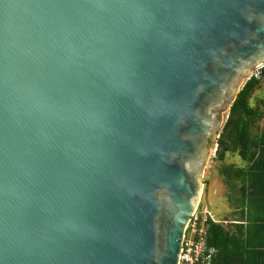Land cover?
<instances>
[{"label":"water","instance_id":"water-1","mask_svg":"<svg viewBox=\"0 0 264 264\" xmlns=\"http://www.w3.org/2000/svg\"><path fill=\"white\" fill-rule=\"evenodd\" d=\"M263 57L264 0H0V264H176Z\"/></svg>","mask_w":264,"mask_h":264},{"label":"trees","instance_id":"trees-1","mask_svg":"<svg viewBox=\"0 0 264 264\" xmlns=\"http://www.w3.org/2000/svg\"><path fill=\"white\" fill-rule=\"evenodd\" d=\"M260 78L264 64L239 87L214 139L231 209L222 220L205 222V243L215 248L210 264H264V97L248 102ZM226 154L243 163H223Z\"/></svg>","mask_w":264,"mask_h":264},{"label":"rangeland","instance_id":"rangeland-1","mask_svg":"<svg viewBox=\"0 0 264 264\" xmlns=\"http://www.w3.org/2000/svg\"><path fill=\"white\" fill-rule=\"evenodd\" d=\"M243 80H245V78H242L241 83ZM258 97H264V78H260L259 83L250 94L248 102L253 103V101ZM226 111L227 108L220 112V122L218 123L216 130L208 137L207 144L210 152L200 172L202 185L199 194L198 205L207 209L214 218L218 219L223 218L225 215L229 216V211L231 209L226 199L228 186H226V184L223 182L222 177L220 174H218L217 170L220 161L213 159L214 151L211 153V149H213L214 145L215 134L226 116ZM223 163H233L239 165L243 162L236 154H226L223 158Z\"/></svg>","mask_w":264,"mask_h":264},{"label":"built area","instance_id":"built-area-1","mask_svg":"<svg viewBox=\"0 0 264 264\" xmlns=\"http://www.w3.org/2000/svg\"><path fill=\"white\" fill-rule=\"evenodd\" d=\"M263 64L264 57L259 63L251 67L249 76H256ZM214 149L215 143L213 149H211V153ZM207 219L216 221L207 209L198 205L197 201L184 224L176 264H210L214 248L207 246L205 243V222Z\"/></svg>","mask_w":264,"mask_h":264},{"label":"crops","instance_id":"crops-1","mask_svg":"<svg viewBox=\"0 0 264 264\" xmlns=\"http://www.w3.org/2000/svg\"><path fill=\"white\" fill-rule=\"evenodd\" d=\"M216 219V221H218V220H222V219H218V218H215ZM214 248V247H213ZM214 252H215V248H214ZM214 252H213V254H214Z\"/></svg>","mask_w":264,"mask_h":264},{"label":"flooded vegetation","instance_id":"flooded-vegetation-1","mask_svg":"<svg viewBox=\"0 0 264 264\" xmlns=\"http://www.w3.org/2000/svg\"><path fill=\"white\" fill-rule=\"evenodd\" d=\"M207 146H208V144H207Z\"/></svg>","mask_w":264,"mask_h":264}]
</instances>
